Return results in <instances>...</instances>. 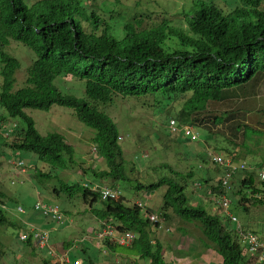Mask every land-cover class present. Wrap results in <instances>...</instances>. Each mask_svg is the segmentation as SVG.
<instances>
[{"label":"trees","instance_id":"1","mask_svg":"<svg viewBox=\"0 0 264 264\" xmlns=\"http://www.w3.org/2000/svg\"><path fill=\"white\" fill-rule=\"evenodd\" d=\"M87 1L0 0V109L19 121L9 134L0 128L1 152L7 149L11 154H36L46 166L37 170L38 182L50 181L56 196L76 195L87 203L99 222L97 230L108 223L116 231L134 236L129 244H117L95 235L100 241L98 248L115 251L116 246H123L137 251L136 257L148 259L150 264H165L161 244L151 237V228L158 227L160 219L152 220L150 210L140 202L125 204L117 189L116 182L128 178L119 129L108 108L118 97L138 101L152 97L166 105L181 100L179 109L164 118L168 134L189 142L200 140H190L181 131L171 133L170 119L180 127L199 129L205 140L216 141L221 134L223 157L236 160L232 153L244 137V128L264 134V94L257 91L264 80V0H194L181 11L186 29H177L165 19L144 25L142 12H132L131 18L116 29L111 24L112 10H95L86 5ZM11 41L32 52L25 70V85L17 90L13 86L20 61L4 51ZM67 77L82 82L81 96L60 90L63 84L55 80ZM53 105L70 108L78 121L95 130L91 142L106 166L92 169L91 174L96 179H108V187L117 189L115 198L103 199L85 178L66 182L55 175L67 168V160L74 162L73 147L59 133L40 134L26 112L28 108L48 111ZM6 121L7 117L0 114V126ZM20 162L18 167L23 166ZM164 167L170 169V175L148 184H135V190L150 192L164 187L157 211L162 221L173 214L183 221L196 222L202 234L215 244L220 259L217 264H248L245 244L235 226L228 225L236 223L229 218L221 220L205 205L189 203L185 189L194 172L183 174L168 165ZM241 171L247 172L235 194L237 205L247 213L251 206H264V179L256 181L257 171ZM228 189L222 187L220 180L211 187L216 195H227ZM6 199L0 189V225L20 228L18 221L13 220L21 218L13 210L8 212ZM98 201L103 207L94 209ZM19 208L21 211L15 210L23 213ZM37 230L41 229L21 227L18 232L26 235L24 242L30 245ZM72 243L63 241L62 245L70 249ZM48 246L47 241L45 251H51ZM81 253H85V248L80 249ZM51 255L42 258L41 264H97L85 256L79 259L67 253Z\"/></svg>","mask_w":264,"mask_h":264},{"label":"rangeland","instance_id":"2","mask_svg":"<svg viewBox=\"0 0 264 264\" xmlns=\"http://www.w3.org/2000/svg\"><path fill=\"white\" fill-rule=\"evenodd\" d=\"M193 1L88 0L86 5L90 4L95 10H112L115 16L113 15L111 24L115 25L116 29H119L126 19L131 18L132 12H142L145 15L142 18L144 25H151L165 19L177 29H186L181 13ZM211 1L217 2L218 0ZM4 51L20 61V69L15 73L13 86V90H17L25 85V70L31 62L32 52L23 44L15 41H11ZM58 81L63 84V88H60L62 92L77 96L83 94V85L80 80L67 77L55 80V82ZM257 91L259 94H264V80L258 85ZM144 102H150L153 105L148 106ZM181 104V100H175L170 105H166L163 101H154L152 97L139 101L118 97L113 101L108 108V113L119 129L121 137L119 142L126 161L125 169L128 178L116 182V185L124 197L125 204L140 202L150 210L155 220L160 219L158 227L152 226L151 237L161 244L165 264H217L220 259L215 244L202 234L198 223L183 221L173 214L168 220H161L157 211L162 203L164 187L150 192L134 188L135 184H148L157 181L162 176L170 175V169L165 168L164 165L183 174L193 171L194 174L188 178L185 189L189 203L205 205L210 212L220 216L221 220L230 219L211 200L213 195H216L212 193L211 187H215L220 177L226 172L223 167L211 161L212 155L225 154L224 136L219 134L216 141L210 138L205 140L204 133L194 127V131L199 135L197 137L200 139L199 142H189L180 136L175 137L168 134L164 118L170 112L178 110ZM26 112L34 120L35 127L40 134L59 133L73 147L74 162L66 159L67 168L55 173L58 178L66 182L85 178L86 182L95 186V189L111 187L108 179H96L91 174L92 169L99 170L106 166L105 160L97 155L91 142L95 134L94 129L78 121L68 107L53 105L48 111L28 108ZM0 114L7 117L6 123L0 128L9 134L19 121L7 116L2 109H0ZM253 126L256 127L255 124ZM243 131L244 137L238 140L241 143L234 147L232 156L236 159L234 160L236 163H245L248 171L259 173L260 169L264 170V134L251 132L249 128H244ZM5 150L2 153L0 147V189L7 195L5 203L9 207L8 212L12 213L13 210L21 221L13 220L18 221L20 228L8 224L0 225V264H41L42 258L52 257L50 252L45 251L44 246L37 242L36 236L30 245H26L24 238L21 237L23 233L18 232L21 227L23 230L30 228L47 231L49 246L55 254L65 255L67 253L68 256L75 255V258L79 259L80 256L90 257L97 264H150L148 259L137 258V251L123 246H116L115 251L98 248L97 244L100 241L95 238L98 220L90 211L89 205L76 195L72 198H67L65 195L56 196L52 191L53 184L50 181L38 182L35 174L37 170L46 169V166L37 159L36 154L28 151L11 154L10 151ZM201 157L204 160H201ZM17 161H22L23 166L17 167ZM211 164L216 169L218 167V170H214ZM246 172L236 171L229 178V189L226 195L230 202L228 212L235 216L237 221H234L236 224L229 222L228 225L236 227L239 223L243 230L253 231L261 240H264V206H251L249 212L245 213L237 205L235 192L239 188L240 179ZM203 178H207L208 181H203ZM260 180L262 179L258 176L256 181ZM117 189L114 190L117 191ZM36 201L58 205L64 212V219L56 222L43 216L41 212L33 208ZM18 207H21L24 212H17L15 209ZM93 207L101 209L103 203L98 201ZM63 241H74V243L70 249H65L62 245ZM81 248H85V253L80 254ZM246 253L251 258V254Z\"/></svg>","mask_w":264,"mask_h":264},{"label":"built area","instance_id":"3","mask_svg":"<svg viewBox=\"0 0 264 264\" xmlns=\"http://www.w3.org/2000/svg\"><path fill=\"white\" fill-rule=\"evenodd\" d=\"M168 129L171 133H175L177 131H181L185 136H189L190 140H195L199 136L196 134L197 132L194 131V129L190 125H182L181 127L177 125V122L175 120L170 119L168 124ZM212 163H215L216 165H220L223 167L226 172L223 174V176L220 177V183L224 189L228 188V182L229 178L231 177V174L234 173L237 170H243L247 169V166L242 163H236L232 158L226 156L223 157L221 155H212L211 157ZM17 166L21 164L20 161H18ZM258 176L261 179H264V170L261 169V171L258 173ZM100 196L103 199L106 198H115L118 195V192L116 190H113L108 187H100L98 188ZM215 205L222 209L224 213H226L232 221H237L235 216L231 215L228 212L229 207V199L225 194H220L219 196L213 195V198L211 199ZM34 208L41 212L42 215L51 217L53 220L62 221V218L64 217L63 212L61 211L60 207L56 204H44L39 201H37L34 204ZM20 210V208L18 209ZM21 211V210H20ZM152 220H155V217L153 215L150 216ZM238 235L241 237L242 242L245 244L246 251L251 254V257H254L255 260L261 264L264 263V240H260L257 235L249 230H243L239 223H237V226L235 227ZM96 238H105L108 237L110 240H113L117 244H129L130 241L133 239V234L131 232H118L114 228H112L108 223L103 224L95 233ZM35 236L37 237V242H39L41 245L46 246L48 241V232L45 230H37L35 233ZM25 239L26 235L23 234L21 236ZM48 249H51L48 246ZM51 254H55V252L51 249L49 251ZM62 258V257H60Z\"/></svg>","mask_w":264,"mask_h":264},{"label":"crops","instance_id":"4","mask_svg":"<svg viewBox=\"0 0 264 264\" xmlns=\"http://www.w3.org/2000/svg\"><path fill=\"white\" fill-rule=\"evenodd\" d=\"M97 245L100 246V243H98ZM246 256H247V259H248V264H256V262L252 258L248 257L249 255L247 253H246Z\"/></svg>","mask_w":264,"mask_h":264},{"label":"clouds","instance_id":"5","mask_svg":"<svg viewBox=\"0 0 264 264\" xmlns=\"http://www.w3.org/2000/svg\"><path fill=\"white\" fill-rule=\"evenodd\" d=\"M17 162H18V161H17ZM17 162H16V163H17ZM16 166H17V164H16ZM17 167H18V166H17ZM17 209H19V207H18Z\"/></svg>","mask_w":264,"mask_h":264}]
</instances>
